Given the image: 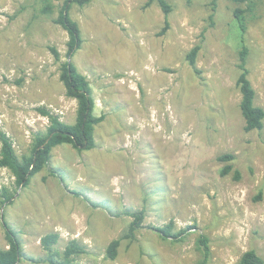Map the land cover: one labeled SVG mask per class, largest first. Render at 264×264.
Returning a JSON list of instances; mask_svg holds the SVG:
<instances>
[{"label":"rangeland","instance_id":"1","mask_svg":"<svg viewBox=\"0 0 264 264\" xmlns=\"http://www.w3.org/2000/svg\"><path fill=\"white\" fill-rule=\"evenodd\" d=\"M169 27L157 1L94 0L70 14L82 46L72 62L89 81L95 147H55L49 165L17 188L0 167V249L8 248L4 221L17 232L18 264H47L41 240L60 235L53 249L73 240L86 252L73 264H198L201 235L209 238V264H239L255 250L264 259V126L245 131L240 110L241 31L234 12L244 10L247 68L264 109V0H165ZM64 0L42 12L41 0H0V132L19 157L45 133V107L73 124L77 101L66 96L55 47L66 60L68 33L54 22ZM198 73L187 55L195 46ZM1 147V146H0ZM230 154L232 161L219 157ZM231 165L229 174L223 169ZM237 174L239 178H237ZM3 189L13 194L1 202ZM144 210L142 228L125 238ZM173 223L181 240L161 237ZM121 239L115 259L107 255Z\"/></svg>","mask_w":264,"mask_h":264},{"label":"trees","instance_id":"2","mask_svg":"<svg viewBox=\"0 0 264 264\" xmlns=\"http://www.w3.org/2000/svg\"><path fill=\"white\" fill-rule=\"evenodd\" d=\"M45 2L42 9L44 14L54 12V6L51 2L59 0H41ZM94 0H64L54 22L60 25L69 36L67 42L66 60L61 61V54L55 48L51 47L50 51L55 60L60 62V81L62 82L66 96L77 101L76 120L73 124L63 122L60 117L45 107H39L38 113L48 119V127L45 133H38L34 137L32 148L29 154L19 157L16 154L11 138L4 132H0V167L10 171L15 180L17 188H26L29 186L32 177L40 173L49 165L52 157V151L55 147L62 144H70L77 151H87L95 147V128L105 120V115L97 116L95 114V102L92 96V89L87 78L78 71L76 65L72 62L73 57L81 48L83 40L79 24L71 17L70 11L73 5L84 7ZM157 1L165 13V27L161 34H164L168 27V15L171 6L165 0H149L148 5ZM219 0H212L211 5L213 11L216 9ZM235 3H255L263 0H231ZM237 19L239 29L241 31L242 48L239 52V70L240 75L237 80V86L241 93L240 110L245 121V131L251 132L261 130L264 126V109L255 104L256 91L249 79V70L247 68V58L249 54L248 47L244 44L245 34L247 32V24L244 16V10L237 8L234 12ZM201 49L200 45L195 46L187 55L190 66L196 73L199 71L196 67L198 53ZM233 156L230 154L222 155L219 160L222 162L232 161ZM232 170L231 165H227L222 173L229 174ZM237 178L239 175L237 174ZM3 204L13 199L7 189H3L1 195ZM144 210L131 212L129 215L133 217L128 233L125 238L133 239L135 234L143 226ZM5 240L8 248L0 249V264H18L23 256L22 245L17 232L13 230L6 221H4ZM162 238H172L175 241L181 240L186 234V230L173 232V223L157 229ZM60 240V235L51 233L44 236L41 244L47 252L43 259L47 264H73L75 258L86 252L84 246L80 245L76 240L71 241L66 248L59 252L53 249ZM209 238L201 235L198 239V248L202 254V259L198 264H209L211 259ZM121 239L114 240L107 249V255L111 259H115ZM239 264H264V259L255 251L248 250L244 252L240 258Z\"/></svg>","mask_w":264,"mask_h":264}]
</instances>
